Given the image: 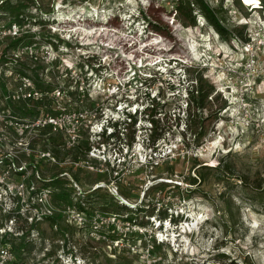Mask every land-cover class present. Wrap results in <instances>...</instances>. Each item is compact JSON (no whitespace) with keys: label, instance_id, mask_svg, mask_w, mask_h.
<instances>
[{"label":"rangeland","instance_id":"1","mask_svg":"<svg viewBox=\"0 0 264 264\" xmlns=\"http://www.w3.org/2000/svg\"><path fill=\"white\" fill-rule=\"evenodd\" d=\"M170 1L0 2V31L10 24L12 9L22 20L18 38L0 39V66L8 69L17 40L19 47L32 44L34 57L24 56L15 70H25L42 91L70 92L73 101L63 99L60 106L77 114L67 126L80 135L78 144L69 146L56 132L45 135L48 127L35 129L32 157L17 153L9 188L16 194L20 188L27 200L31 181L38 180L37 186L53 181L43 203L29 200L41 208L39 214L50 210L56 218L41 215L31 223L27 217L35 213L22 210L24 233L8 242L19 254L24 249L25 258L47 248L55 264L63 255L84 264H264V10L255 12L242 0L224 3V26L251 38L246 47L241 38H222L200 14L196 27L172 20L177 3L172 8ZM144 71L161 82L149 90L130 87ZM166 81L179 90L170 93ZM17 85L14 78L4 80L1 109L3 93ZM193 86L196 100L203 99L199 111L185 101ZM148 91L157 104L163 96V113L154 124L162 134L157 153L149 147L151 124L141 114L148 109ZM51 102L12 107L17 116L36 112L35 119L53 111ZM136 111L135 131L107 138L113 123ZM53 141L63 142L62 148L49 144ZM19 166L26 169L18 172ZM59 193L65 202L58 201ZM18 200L20 209L24 199L18 195ZM119 204L156 210L154 217L140 212L137 223H128L132 215L119 211ZM165 210L180 222H164L169 242L158 244L154 224ZM7 217L0 212L1 226Z\"/></svg>","mask_w":264,"mask_h":264},{"label":"built area","instance_id":"2","mask_svg":"<svg viewBox=\"0 0 264 264\" xmlns=\"http://www.w3.org/2000/svg\"><path fill=\"white\" fill-rule=\"evenodd\" d=\"M178 1L180 0H171L168 5H171V7L174 8V5ZM221 1L222 0H205V2L211 7L220 5ZM226 1L227 0H225V2ZM242 1L244 5L253 7V10L255 12L264 10L262 0H250V4H247L246 0ZM175 18L177 17L176 12L174 11L171 19L175 20ZM141 21H143L144 24L146 23V20L144 18H141ZM20 33L21 29L18 26V23L12 22L4 28V31H0V39L8 35H11L14 39H16L19 37ZM256 37L258 38L259 34H256ZM250 42H245L244 45L246 47H251ZM34 55V48L31 45L18 47L14 49L7 58L8 61L5 63V65L8 67V69H4L3 66H0V86H2V83L6 79L14 78L18 82V85L14 90L8 89L3 93V102H5L6 107L5 109L0 108V168L3 169L0 172V212L8 215V220L4 224V226L0 225V264L56 263L55 259H52V257H48L51 253V250L47 248L45 249V253L42 255L37 253L35 250L32 252L30 258H25V256L28 254H26L24 249L21 250L23 251V254H19L11 245V243L8 242L9 237L21 236L24 233L21 227V223L23 224L24 221L20 217L23 209H26L27 214L35 213L34 215L27 217L29 218L28 221H30L31 223H33L35 218L40 217L41 215H43V218L52 217V212L50 210L46 213L39 214L41 208L36 206L35 204H31L29 200L37 199L40 203H43V196L46 195V193L49 194V189H38L36 185V181L38 180H33L27 187L30 197L25 200V193L23 192L22 194V190H20V188H18V194L14 193L13 190L9 188L8 181L10 180L13 168L17 169V153L22 150L23 153L28 152V156L30 158L32 157V148L30 144L35 134V129L51 127L53 132L62 133L65 136L69 146L77 145L80 136L79 131L75 128V126H67L68 123L73 124L72 119L75 118L77 114H67V111L64 109V107L60 106V101H63V99L69 100L70 102L73 101L71 93L67 92L66 89L61 87L55 88L51 91H42L36 87V83L30 75H24L15 70V67L24 56L34 57ZM140 63V67L143 68L144 62L140 60ZM156 65L158 66L159 64ZM148 75L151 74L147 73V71H144V73L141 72V76L139 75L138 81L132 82L133 85L139 84V81H143L142 78L151 80L150 77H147ZM132 83L129 84L130 87L132 86ZM141 85L143 86V84ZM81 97L84 96H79V98ZM46 99H50L52 101L51 107L55 114L50 111L42 113L39 118L35 119L20 118L15 114L12 107L13 103L30 104L33 101L42 102ZM56 104L57 107L59 106V108L55 107ZM74 104L77 105L76 102ZM78 117H82V114L79 113ZM24 169L26 168L19 166V169L17 171L23 172ZM20 175L22 174L20 173ZM18 195L21 197V199L22 197L24 199V201H22L24 203L20 209L18 207V203H15L19 202ZM166 222L168 221H165V223ZM165 223H161L158 221L157 224H154V227L159 230L160 237H156L158 244H165L169 242L168 239L163 238L165 237L163 233V224ZM176 241L177 240L172 241L173 247L176 246ZM59 259L60 264H84V260H82L81 258L73 257L72 255H63L60 256Z\"/></svg>","mask_w":264,"mask_h":264},{"label":"trees","instance_id":"3","mask_svg":"<svg viewBox=\"0 0 264 264\" xmlns=\"http://www.w3.org/2000/svg\"><path fill=\"white\" fill-rule=\"evenodd\" d=\"M0 2H2V4H4L6 2V0H0ZM224 3H225V0H222L221 4L219 6L213 8L210 5H208L205 2V0H180L177 2L176 9H175L176 17L178 20H181L185 24H188V26L196 27L197 26V16H199V14H200L201 16H203L207 20L208 26L212 27L222 38L228 40L229 38L238 37V38H241L244 42H250L251 38L244 36L243 31H238L237 33H235L234 31L229 30V28L224 26L223 19H222L224 17L223 16L224 15ZM262 4H263V9H264V1L262 2ZM8 17H9L10 23L22 22L21 14H20V11L18 9H15V10L12 9L10 11ZM20 41H21L20 39L17 40L14 43L13 47L18 48L20 46ZM83 68H85V67L81 66V69H83ZM92 69H95V68H92ZM16 71L21 73V74H24V75H29L25 72V70H21V71L16 70ZM97 71L98 70H96V72ZM172 75L174 76L175 74L172 73ZM142 79H143V81H139L138 83L143 84L144 88L148 89V90L156 87L157 84L159 82H161V78H159V77H157L155 79H151V80H146L145 78H142ZM189 81L191 83L194 82V80L192 78ZM35 83L37 84V83H39V81L36 80ZM165 83L167 84V89L169 90L170 93H173L174 91L179 90L176 88L175 84L171 85L170 81H166ZM132 85H133V83H132ZM192 85H197V84H192ZM192 88L193 89L189 90V97L186 98L187 100H185V101L187 103L191 102L192 104L194 102L195 108L199 111L200 109H203V105H202L203 99L196 100L195 93L196 92L199 93V91L194 90V86ZM45 91H47V90H45ZM144 97H145V101L148 104V109L146 111L142 112L141 114L147 116V118H144V120L151 124V127L149 128V131L151 132V135L149 136L150 137L149 147L152 149V152L157 153L158 152V147H157L158 141L161 139L162 134H159L158 126L154 127V124L158 125L159 119H155V118L157 117L158 114L163 113L161 111V109L163 108L164 105L160 103L162 101L161 98H163V96L162 95L159 96L158 104L156 103L155 97L151 98V94L149 93V91L145 92ZM28 105H30V104H28ZM187 107H188V105H187ZM190 109H192V108H190ZM13 110H14V108H13ZM14 112H15V110H14ZM51 112L53 114H55V112H53V111H51ZM18 115L20 118H33L37 114H36V112H28V113L21 112V114H18ZM139 115H140V113H138V111H136L135 114L126 113L124 115L123 120L117 121L111 125L114 132L111 133L110 135H108L107 138L108 139H117L118 135H119V137H121V135L124 133V131L128 130L129 128L134 129L136 124H137ZM188 117H190V118L193 117V114H191V112H190L188 114ZM108 126H110V125H108ZM46 129L48 132L45 135L51 136L53 133L52 128L48 127ZM133 131H135V129ZM58 134L62 135V138H65V136L62 133H58ZM103 136H104V134H103ZM199 137L200 138L205 137V132H201L199 134ZM133 138H134V136H133ZM55 141H57V139ZM55 141H53L52 143H49V144H51L53 147H56V148H58V147L62 148L63 142H56L55 143ZM55 157H58V155L55 154L54 158ZM41 181H43V183H46V184H43L42 186H37L38 189L51 188L53 185V181L48 182L47 180H44V179ZM193 181L195 184L196 179L194 178ZM55 183H57V182H55ZM61 196H62V194H60L59 197L57 198L58 201L65 202V198L61 197ZM118 209L121 212L124 211V212H127V214L130 213L132 215V216H127L125 221H128V223H137V220H136L137 213L141 212V213H145L147 217H154V212L156 210V206H154L149 211V209H144V207H140V208L136 209V208L129 207L128 205H120L119 204ZM78 210L80 212L86 211L83 206H80L78 208ZM112 215H113V217L114 216L117 217L120 215V213H112ZM159 215H160V219L158 221L161 223H164L165 221H170L172 224H178L180 222V220H178L176 218V216H174L172 213L168 214V212L166 210H165V212H162ZM46 219L56 221L55 217H47ZM146 223H140V224L145 225Z\"/></svg>","mask_w":264,"mask_h":264},{"label":"bare ground","instance_id":"4","mask_svg":"<svg viewBox=\"0 0 264 264\" xmlns=\"http://www.w3.org/2000/svg\"><path fill=\"white\" fill-rule=\"evenodd\" d=\"M247 4H250V0H246Z\"/></svg>","mask_w":264,"mask_h":264}]
</instances>
